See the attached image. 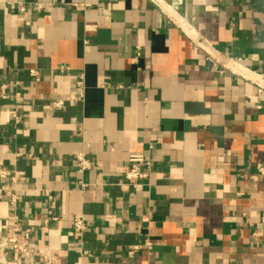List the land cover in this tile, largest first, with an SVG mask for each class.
Segmentation results:
<instances>
[{"label":"crops","instance_id":"1","mask_svg":"<svg viewBox=\"0 0 264 264\" xmlns=\"http://www.w3.org/2000/svg\"><path fill=\"white\" fill-rule=\"evenodd\" d=\"M197 42L264 73V0H0V237L13 214L34 264H264L262 100ZM80 74L83 99L52 108Z\"/></svg>","mask_w":264,"mask_h":264},{"label":"built area","instance_id":"2","mask_svg":"<svg viewBox=\"0 0 264 264\" xmlns=\"http://www.w3.org/2000/svg\"><path fill=\"white\" fill-rule=\"evenodd\" d=\"M54 4L52 2H36L37 9L50 8ZM75 7L79 10H82L86 7V4L79 3ZM18 11L24 13L26 11L23 4H18ZM25 24H28L29 21L25 20ZM197 47L200 52L204 54L205 59L211 64L213 71L218 73H223L228 71L232 74L241 76L244 80L252 83L256 88L257 96L262 100L261 104L258 105V108H261L264 113V73H258L241 63L240 58H223L220 52L215 50L208 42H197ZM135 54L140 53L139 49H135ZM30 74L36 79L38 77L37 71L31 69ZM0 89V96H4V85ZM84 80L82 74H80L74 81L73 91L71 94L58 99L57 101L51 104L52 108H61L64 105L65 101L77 102L81 101L84 96ZM11 117L14 122H18L19 115L16 110L11 112ZM76 160L79 165V169L82 171L91 166V162L86 159V157L81 153L76 155ZM150 166V160L143 153H131L127 157V166L124 171V184L130 186L131 188H138L144 184V181L147 179V170ZM257 173L264 177V166L260 165L257 168ZM8 171L0 168V179H4L8 176ZM10 179H13L11 177ZM9 201L12 206L18 200L19 196L16 193H9ZM73 229L78 233L82 234L86 229V222L82 215H76L72 220ZM144 245L147 248H150L151 243L145 241ZM139 245H134V249H138ZM10 250L18 254L25 264H34L37 262L36 246L34 242L30 239V230L28 228H23L18 222L17 218L12 214L9 217V221L6 227L5 233L0 237V251ZM0 262H4V259L0 258ZM53 256L43 255L42 261L40 264H53Z\"/></svg>","mask_w":264,"mask_h":264},{"label":"bare ground","instance_id":"3","mask_svg":"<svg viewBox=\"0 0 264 264\" xmlns=\"http://www.w3.org/2000/svg\"><path fill=\"white\" fill-rule=\"evenodd\" d=\"M179 20V19H178Z\"/></svg>","mask_w":264,"mask_h":264}]
</instances>
